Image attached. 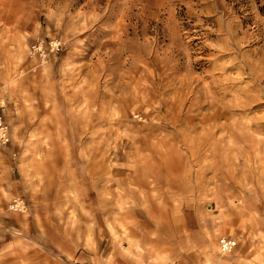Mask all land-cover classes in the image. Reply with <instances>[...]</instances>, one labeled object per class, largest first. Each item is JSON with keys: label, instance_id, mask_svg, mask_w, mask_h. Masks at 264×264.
<instances>
[{"label": "rangeland", "instance_id": "1", "mask_svg": "<svg viewBox=\"0 0 264 264\" xmlns=\"http://www.w3.org/2000/svg\"><path fill=\"white\" fill-rule=\"evenodd\" d=\"M0 117V260L264 264V0H0Z\"/></svg>", "mask_w": 264, "mask_h": 264}, {"label": "built area", "instance_id": "2", "mask_svg": "<svg viewBox=\"0 0 264 264\" xmlns=\"http://www.w3.org/2000/svg\"><path fill=\"white\" fill-rule=\"evenodd\" d=\"M59 45H60L59 42L52 43L50 45V51L51 52L57 51L59 49ZM37 52H38L39 56H41L42 59L46 55L43 51H40V48H37ZM5 130H6V128L3 125L2 119L0 117V141L1 142L7 141ZM235 246H236V242L231 240V239L221 238L219 240V248H220V251L223 253H230L234 249Z\"/></svg>", "mask_w": 264, "mask_h": 264}, {"label": "crops", "instance_id": "3", "mask_svg": "<svg viewBox=\"0 0 264 264\" xmlns=\"http://www.w3.org/2000/svg\"><path fill=\"white\" fill-rule=\"evenodd\" d=\"M237 213H240V211H237ZM199 215H200V218L202 219V223L204 224V226H206V228L209 231L211 229L210 228V222L212 221V216L211 215L210 216L209 215L206 216V215H203V214H200V213H199ZM222 215H225V214H222ZM243 216L244 215H242V216L238 215L235 218L236 219H242L241 217H243ZM231 218L235 220V218L233 216H231ZM7 224L8 225H13V224H15V222L10 220V221H7ZM35 226H36L35 220L32 221V222L30 221V223L27 224L26 232H27L28 235L30 234L31 231H35V228H36ZM14 259H15V257H13V256L5 257V258L0 260V264H14L15 263ZM39 264H42V263L40 262Z\"/></svg>", "mask_w": 264, "mask_h": 264}, {"label": "clouds", "instance_id": "4", "mask_svg": "<svg viewBox=\"0 0 264 264\" xmlns=\"http://www.w3.org/2000/svg\"><path fill=\"white\" fill-rule=\"evenodd\" d=\"M80 43H84L83 41H81Z\"/></svg>", "mask_w": 264, "mask_h": 264}]
</instances>
